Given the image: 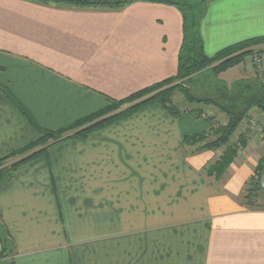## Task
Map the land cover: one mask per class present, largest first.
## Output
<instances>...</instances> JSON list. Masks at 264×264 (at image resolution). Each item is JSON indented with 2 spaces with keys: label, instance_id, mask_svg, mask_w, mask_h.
<instances>
[{
  "label": "crops",
  "instance_id": "0c3cea01",
  "mask_svg": "<svg viewBox=\"0 0 264 264\" xmlns=\"http://www.w3.org/2000/svg\"><path fill=\"white\" fill-rule=\"evenodd\" d=\"M185 3L202 9L210 57L264 37V0ZM182 42L178 6L138 0L121 10L70 9L0 0V86L39 126L60 130L105 107L107 97L121 100L175 76ZM244 73L229 70L225 84ZM207 129L195 115L175 117L153 103L21 165L0 189L15 244L10 260L264 264V206L245 199L264 141L251 130L245 153L216 179L206 170L224 149L195 152L184 142ZM38 137L0 91V159Z\"/></svg>",
  "mask_w": 264,
  "mask_h": 264
},
{
  "label": "trees",
  "instance_id": "16d2710c",
  "mask_svg": "<svg viewBox=\"0 0 264 264\" xmlns=\"http://www.w3.org/2000/svg\"><path fill=\"white\" fill-rule=\"evenodd\" d=\"M44 6H63L70 9H89L106 8L111 10H121L127 5L138 0H25ZM147 2H158L172 6H178L183 15V42L179 53V65L177 74L161 82L155 83L149 87L143 88L128 97L116 100L110 97L106 98L107 105L98 111H95L85 117L75 121L70 126L60 130H49L39 126L27 109L21 105L14 97L11 91L0 86V91L11 101V103L26 117L33 128L38 132L39 137L29 144L21 147L4 158L0 159V189L10 183L17 169L33 159L44 155L48 148L54 144L61 143L67 139H84L92 135L99 129L123 119L140 108L159 103L171 115L179 117L185 111H181L174 101V95L179 92L183 95L186 102L190 105L202 106L194 108L195 112H202L205 107L218 109L227 117V121L218 127H213L214 137L199 150L216 151L224 149L222 156L209 168L207 173L221 179L230 166L239 156L240 143L242 148H246L247 136L240 134L235 142L232 138L236 136L239 128L245 122H249L251 112L258 110L264 115V80L245 79L238 80L234 85H226L225 93L221 100L214 98H198L192 94L188 84L191 79L199 73L211 70L219 76L234 69L236 66L244 63L246 56L251 55L257 48L264 47V37H258L237 43L222 49L214 56H208L205 53L204 42L200 33V22L202 16H196L193 13V7L187 3L174 2L172 0H142ZM191 12L189 13V9ZM2 69H0L1 71ZM231 86V87H230ZM234 90H233V89ZM188 112V111H187ZM186 112V113H187ZM205 135L197 137H186V144H199L205 142ZM259 173L260 181L254 183L250 180L249 187L246 190L245 199L250 206L258 207L256 198L264 191V158L260 160L254 170V174ZM0 242L1 253L0 263L14 264L10 258L15 253V244L9 231L3 222L0 213Z\"/></svg>",
  "mask_w": 264,
  "mask_h": 264
},
{
  "label": "rangeland",
  "instance_id": "374dc122",
  "mask_svg": "<svg viewBox=\"0 0 264 264\" xmlns=\"http://www.w3.org/2000/svg\"><path fill=\"white\" fill-rule=\"evenodd\" d=\"M172 1L179 2V3H185V1H187V0H172ZM197 1L199 2V0H189L190 4H192V5H195V3L197 4ZM200 1H202V0H200ZM188 11L190 13L191 8ZM193 13H195V15L198 17H199V15L202 16L201 7L200 6L194 7ZM255 52L259 53V54H264V47L257 48ZM254 53H252L249 56H246L245 59L243 60L244 63L242 62L241 64L236 66V67H240V68H242V67L246 68V74L244 73L245 76H243V74H239L238 78H240V80H245V79H249V78L254 79V80L259 79L261 81L264 80V78L259 73H257V67L253 65V60H252L253 57L252 56ZM248 71L250 74H248ZM247 76L249 78H247ZM191 80L192 81L188 84V86H189L192 94H194L198 98H214V99L221 100L223 94L225 93L226 84H225V77L223 76V74L216 76V74L214 72H212L211 70H208V71L197 74ZM234 83L230 84V85L232 86V85H234ZM174 101H175V104L177 105V107L181 111H185V110L188 111V112L186 111L187 113L184 112V114L195 115V117L197 119L202 120L205 123H208V129L206 131L192 135L193 137H197L198 135H205V139H207L205 142L199 143L196 145L185 143L186 145L190 146L191 148L195 147L194 148V149H196L195 152H202L203 150H199V149H201V147H203L206 143L211 141L213 139V137L215 136L214 132H213V127H218L219 125L224 124L227 121V117L223 113H221L218 109L211 108L209 106L208 107L204 106L201 113L195 112L196 109L194 110V108L198 107V109H199L202 106H196L193 104L192 105L188 104L186 102L185 98L183 97V95L179 92H176V94L174 95ZM254 111H258V110H254ZM252 113H253V111L251 112L250 121L245 122L244 124L241 125L243 130L241 132H239V131L237 132L236 136H234L232 138V142L236 141L238 135H240V134L246 135L248 133L250 134V131L251 130L253 131V129H255L257 131L258 138L260 140L264 141V139L261 137L262 134L260 132V129H264V123H262V122H264V115L260 112L263 117L257 118V117H253ZM241 127L239 128V130L241 129ZM188 137H190V136H188ZM245 149L246 148L240 149L239 155L242 153H245ZM215 162L213 161L211 163V165H213ZM252 178H253L254 183L260 181L259 173L253 174ZM245 194H246V192H245ZM259 195H260L259 196L260 197V199H259L260 204L258 206L263 207L264 206V191H262Z\"/></svg>",
  "mask_w": 264,
  "mask_h": 264
},
{
  "label": "built area",
  "instance_id": "2783aa9c",
  "mask_svg": "<svg viewBox=\"0 0 264 264\" xmlns=\"http://www.w3.org/2000/svg\"><path fill=\"white\" fill-rule=\"evenodd\" d=\"M253 65L257 67V73H259L264 78V54L254 53L252 56ZM254 128V127H253ZM264 129H260V132L262 134V138L264 139ZM237 142V141H236ZM238 146L240 149H242V146L240 143H238Z\"/></svg>",
  "mask_w": 264,
  "mask_h": 264
},
{
  "label": "water",
  "instance_id": "95a60500",
  "mask_svg": "<svg viewBox=\"0 0 264 264\" xmlns=\"http://www.w3.org/2000/svg\"><path fill=\"white\" fill-rule=\"evenodd\" d=\"M263 183H264V177H263ZM1 264H5L4 262H2Z\"/></svg>",
  "mask_w": 264,
  "mask_h": 264
}]
</instances>
